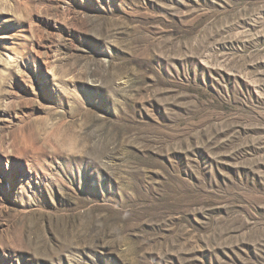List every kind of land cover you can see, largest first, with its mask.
<instances>
[{
    "label": "rangeland",
    "instance_id": "obj_1",
    "mask_svg": "<svg viewBox=\"0 0 264 264\" xmlns=\"http://www.w3.org/2000/svg\"><path fill=\"white\" fill-rule=\"evenodd\" d=\"M0 264H264V0H0Z\"/></svg>",
    "mask_w": 264,
    "mask_h": 264
}]
</instances>
